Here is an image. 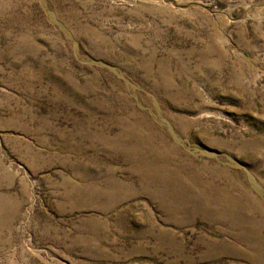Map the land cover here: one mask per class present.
<instances>
[{
    "label": "rangeland",
    "instance_id": "rangeland-1",
    "mask_svg": "<svg viewBox=\"0 0 264 264\" xmlns=\"http://www.w3.org/2000/svg\"><path fill=\"white\" fill-rule=\"evenodd\" d=\"M0 264H264V0H0Z\"/></svg>",
    "mask_w": 264,
    "mask_h": 264
},
{
    "label": "bare ground",
    "instance_id": "bare-ground-1",
    "mask_svg": "<svg viewBox=\"0 0 264 264\" xmlns=\"http://www.w3.org/2000/svg\"><path fill=\"white\" fill-rule=\"evenodd\" d=\"M133 123V122H132ZM172 192V191H171ZM170 194V193H169ZM205 194V193H204ZM251 236V235H250Z\"/></svg>",
    "mask_w": 264,
    "mask_h": 264
}]
</instances>
